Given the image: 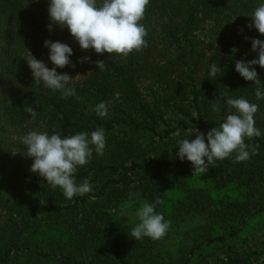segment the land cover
Returning <instances> with one entry per match:
<instances>
[{
	"label": "trees",
	"instance_id": "obj_1",
	"mask_svg": "<svg viewBox=\"0 0 264 264\" xmlns=\"http://www.w3.org/2000/svg\"><path fill=\"white\" fill-rule=\"evenodd\" d=\"M261 4L149 0L140 21L147 46L122 56L81 50L67 28L49 31V0H0V264H264V99L255 96L264 92V69L253 66L260 84L235 71L236 61L258 58L251 40L264 35L247 25ZM45 40L72 48L75 96L33 81L30 54L54 67ZM213 64L224 69L216 78ZM229 98L258 105L261 135L245 138L249 159L236 162L233 152L195 173L177 157L178 142L219 127ZM102 101L110 102L105 117L93 110ZM98 128L103 154L91 146L74 174L77 185L89 181V193L69 200L30 171L20 141L28 132L90 136ZM129 193L163 201L155 211L170 226L161 239L135 241V226L119 221Z\"/></svg>",
	"mask_w": 264,
	"mask_h": 264
},
{
	"label": "clouds",
	"instance_id": "obj_2",
	"mask_svg": "<svg viewBox=\"0 0 264 264\" xmlns=\"http://www.w3.org/2000/svg\"><path fill=\"white\" fill-rule=\"evenodd\" d=\"M148 4L149 0H102L99 6L97 0H49L48 29L51 31L53 24L60 29L67 28L81 50L92 49L98 55L107 53L127 56L147 46L144 39L147 33L140 21ZM250 18L251 23L247 27L255 28L259 34L264 35V4L258 6ZM43 46L48 48V59L54 67L49 69L44 62L30 54L26 62L33 81L37 85L43 83L46 88L61 91L63 97L75 96V89L68 87L72 77L56 71L67 65L75 68V64L69 60L73 54L72 48L59 41L49 40H45ZM251 50L258 53V58L247 62L236 61L235 71L246 81L260 84L253 66L259 65L264 69V41L253 38ZM78 62L90 61L85 57ZM95 64L99 70L105 69L104 60H97ZM221 71L224 72V69L213 64L209 75L216 78ZM255 96L257 99H264V92L258 88ZM108 103L110 102L102 101L94 107L97 116L105 117L108 114ZM226 104L230 112L219 127L212 128L206 135L198 132L194 140L184 139L178 142L177 157L181 161L187 159L195 173H206L216 160L228 158L233 152L237 153L236 162L249 159L245 138L261 135L260 130L254 126L257 104L244 98H229ZM213 109L219 111V105L214 104ZM25 111L33 117L37 115L31 105L26 106ZM61 132L56 130L49 135L47 132L30 131L20 141L26 146V157L33 160L30 171L44 178L53 189L59 187L64 196L71 200L77 194L84 195L92 190L88 180L77 185L74 174L79 166L89 162L93 152L91 146H94L97 154H103L105 133L102 128L91 132L90 136L84 132L62 136ZM136 196L138 194L129 193L128 207L135 203ZM162 203L157 198L153 203H143L138 208L135 215L140 222L131 230L135 241L143 237L158 240L166 234L170 221H165L164 216L155 211L156 206Z\"/></svg>",
	"mask_w": 264,
	"mask_h": 264
},
{
	"label": "rangeland",
	"instance_id": "obj_3",
	"mask_svg": "<svg viewBox=\"0 0 264 264\" xmlns=\"http://www.w3.org/2000/svg\"><path fill=\"white\" fill-rule=\"evenodd\" d=\"M80 65H77V68H72L71 66H65L63 73H67L72 79H75L78 75ZM145 203L143 200H136L131 207L127 206V203L122 205L117 213L119 221L121 223L130 224L136 226L140 221L136 217L135 213L138 208Z\"/></svg>",
	"mask_w": 264,
	"mask_h": 264
}]
</instances>
